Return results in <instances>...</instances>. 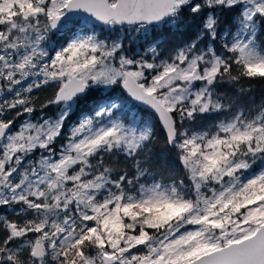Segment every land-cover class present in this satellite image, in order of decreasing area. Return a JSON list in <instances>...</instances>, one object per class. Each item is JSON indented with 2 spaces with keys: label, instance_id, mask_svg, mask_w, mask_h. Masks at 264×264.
<instances>
[{
  "label": "snow or ice",
  "instance_id": "snow-or-ice-1",
  "mask_svg": "<svg viewBox=\"0 0 264 264\" xmlns=\"http://www.w3.org/2000/svg\"><path fill=\"white\" fill-rule=\"evenodd\" d=\"M255 80L264 0H0V264H264Z\"/></svg>",
  "mask_w": 264,
  "mask_h": 264
},
{
  "label": "trees",
  "instance_id": "trees-1",
  "mask_svg": "<svg viewBox=\"0 0 264 264\" xmlns=\"http://www.w3.org/2000/svg\"><path fill=\"white\" fill-rule=\"evenodd\" d=\"M84 25H86L87 27L82 28V26H84ZM77 27H78V29H82L84 32H87L88 30L91 29L88 24H85L82 21ZM116 28L117 27H115L114 29H116ZM124 29H129V32L125 33V35L122 38L123 51L124 52H125V47L127 45H130V44H132V45L134 44V45H136L137 48H140V49L143 48L144 50L148 47L150 40L146 38L145 33L143 31L138 33L136 31H134V28H129V26H124ZM101 33L102 32H100L98 34L99 37L102 35ZM150 34H151V29L149 30V35ZM134 37L137 38L135 40V43H133ZM247 83L248 82L245 81L246 85H247ZM53 91L54 90H52V92ZM122 93H121L120 84H117V85H113L110 88H108V90L106 92H102L101 95H111L113 97H122L124 99H127V100H129V107H132L133 112L140 111L143 114H145V116L147 117V119L149 121H151L153 119V117L151 115H149L148 110L139 108L133 101H131L128 97H126ZM50 96H51V94H49L47 96V98H49ZM36 98H38L39 103H42L44 101V100H41L42 98L47 99L44 97V93H42V92H40ZM245 100H246L247 104H252V105H259L262 102H264V81H261V80L252 81V91H250L247 94ZM133 105H135V107H133ZM37 111L38 112L36 113V115L40 112L38 105H37ZM46 111H47V114L49 116H52L57 111V109L55 108V106H50ZM225 115H227V113L221 114V116L217 117V119H223ZM214 122H215V120H209L208 124H212ZM157 137H158V142H157L158 147L163 146L164 135L161 131H159V125H157ZM174 155L175 154L173 153V157H174ZM0 214H2V213H0ZM8 214L12 215V213H8Z\"/></svg>",
  "mask_w": 264,
  "mask_h": 264
},
{
  "label": "rangeland",
  "instance_id": "rangeland-1",
  "mask_svg": "<svg viewBox=\"0 0 264 264\" xmlns=\"http://www.w3.org/2000/svg\"><path fill=\"white\" fill-rule=\"evenodd\" d=\"M83 22V21H82ZM89 26H90V30H88L87 32H85V33H87V34H91V32L94 30L95 32H96V34L98 35L100 32H102L101 34V36L99 37L100 39H105V38H107V40L109 41V42H111L113 39H117V38H119V39H121L122 40V38H123V36L125 35V33H127V32H129V29H124V26H127V25H124L123 26V28H121V26H115V27H117L116 29H113V27H111V26H105V25H103V24H101V23H99V24H88ZM84 27H87L86 25H84V26H82V28H84ZM134 31H136L135 29H134ZM137 38L136 37H134V41H133V43H135V40H136ZM147 42V41H146ZM57 47H59L60 45L59 44H57L56 45ZM147 49V48H146ZM145 49V50H146ZM145 50L142 48V49H140V48H137L136 47V45H132V44H130V45H127L126 47H125V54L126 55H128V56H134L135 54H137V53H139L140 55H144L145 54ZM147 58L150 60L151 59V55L149 54L148 56H147ZM118 61H119V57L117 56V58H116V64H117V66H118ZM113 86V85H112ZM103 87V86H102ZM111 87V86H110ZM109 87V88H110ZM52 90H54L52 87H45V88H42L41 90H39V91H34L33 92V96L34 97H37L38 95H39V93L40 92H42V93H44V97L45 98H47V96L49 95V94H51L52 95ZM120 93V92H119ZM121 93H122V90H121ZM123 94V93H122ZM124 95V94H123ZM41 100H45V99H41ZM139 108H141V109H144V108H142V107H140V106H138ZM146 110V109H145ZM57 111H58V109H57ZM38 112V111H37ZM36 112V113H37ZM40 114V112L37 114V115H39ZM18 123H19V121H18Z\"/></svg>",
  "mask_w": 264,
  "mask_h": 264
},
{
  "label": "water",
  "instance_id": "water-1",
  "mask_svg": "<svg viewBox=\"0 0 264 264\" xmlns=\"http://www.w3.org/2000/svg\"><path fill=\"white\" fill-rule=\"evenodd\" d=\"M95 24H99V22H96ZM121 88H122L123 93H124L126 96H128L126 90L123 89L122 84H121ZM135 103H136L138 106H140V107H142V108L148 110L144 105L139 104L138 102H135ZM148 111H149V110H148Z\"/></svg>",
  "mask_w": 264,
  "mask_h": 264
}]
</instances>
